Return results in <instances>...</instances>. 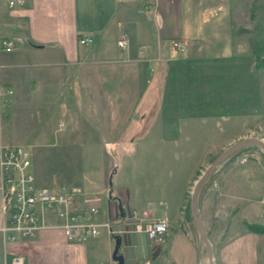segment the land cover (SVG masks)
Wrapping results in <instances>:
<instances>
[{
	"label": "crops",
	"instance_id": "obj_1",
	"mask_svg": "<svg viewBox=\"0 0 264 264\" xmlns=\"http://www.w3.org/2000/svg\"><path fill=\"white\" fill-rule=\"evenodd\" d=\"M148 3L25 0L11 9L0 0V38L14 41L12 51H0V145H28L37 187H80V197L68 205L73 222L88 218L86 197L98 205L94 219L112 220L115 226L130 209L128 193L119 198L123 191L114 194L107 186L114 161L106 148L127 131H144L141 153L151 156L152 169H161L165 177L170 169H188L181 205L196 170L259 120L254 117L261 106L260 87L235 81L241 64L234 57L246 47L232 37L249 33L254 0H156L152 10ZM233 15L244 19L231 24ZM85 35L92 38L90 45L79 44ZM122 37L127 40L123 49L117 45ZM172 40L182 43L181 52ZM234 47L237 55H232ZM245 67L248 74L254 69ZM224 73L232 74L231 81ZM213 131L229 133L214 139ZM82 146H90L85 154L78 150ZM55 147L59 149L51 153ZM56 165L66 179L53 172ZM247 167L241 171L232 161L219 168L220 202L225 206L222 199L230 201L238 215L264 223V163L251 161ZM57 211L44 212L47 226L32 238L12 242L0 230V264L14 256H21L23 264H108L114 246L110 236L101 229L99 237L69 242ZM3 214L0 192V226ZM177 215L174 208L156 215L170 220L157 252L142 233L123 237L124 264L160 261ZM187 253L185 248L181 264ZM219 255L220 264H264V233L243 230L222 245Z\"/></svg>",
	"mask_w": 264,
	"mask_h": 264
},
{
	"label": "rangeland",
	"instance_id": "obj_2",
	"mask_svg": "<svg viewBox=\"0 0 264 264\" xmlns=\"http://www.w3.org/2000/svg\"><path fill=\"white\" fill-rule=\"evenodd\" d=\"M249 11L252 15L251 20L248 23V27H250V31H248L249 33H245V35L241 33L237 36H232L236 39H241L242 42L245 43L246 47V50H243L244 52L239 56L237 55V52L239 51L237 47L232 48V55H237L234 57L235 61L241 64L239 65L240 70L237 74H235V76L238 75L235 81L238 80L240 84H242V82L244 84L245 81L249 82L250 85L255 83L258 84L260 87V93H257V96H260L261 106L260 110L257 108V113L254 117L255 120L259 119L258 122L254 123L249 129L243 131V134L238 136L234 141H238L239 139L250 136L264 140V68H254L248 74L245 67L246 64H252V66H254L253 62H255V54L264 57V0H254V3L252 6H250ZM242 19H244L243 16L240 18L238 15H233L231 24H237V22H241ZM232 37H230V39ZM172 53L175 55L177 52L173 50ZM215 76L218 78L220 75L219 73H216ZM224 76L227 77V80L231 81V73H224ZM250 120H252V118ZM239 127L242 128L243 125L241 124L240 126L239 124ZM10 132L11 131H3V133ZM143 132L144 131H127L128 134L133 133L131 134L133 135V139H128V134H126V136L120 142L106 149L107 154L113 159L112 161H114V167L112 170L113 175L110 174L108 184L110 182L109 186H111V190L114 194L117 193L118 190L123 191L124 195L121 194V196H118L119 198H126L125 196H127L128 193L130 208L134 207V209L138 210L139 212H143L141 210H145V212L148 211L152 214L150 217H148V219L157 218L156 215L161 214L164 210H168L169 208H174L175 210L178 209V218L175 219L176 221L174 222L173 228L171 229L172 236L169 239L170 242L162 248L161 255L163 258H159L160 261H158L156 258L154 262L151 261V258L144 259V263L181 264L180 261L186 248L188 253L185 264H207L205 247L190 216L189 194H191L192 185L194 183L193 181L197 179L200 173L212 160L211 158L208 159L202 168L200 167L197 170L195 169L196 173L194 180L188 185V192L184 194V202L179 205L180 203L178 204V198L182 188L186 186L185 176L187 175L188 169H170L168 177H165L164 174H162L161 169H152L149 163L151 156L141 153L142 147L140 145V134H143ZM228 133L229 131H219L218 133L214 132V139L223 138ZM23 146L28 147L27 144ZM149 146L151 147V144ZM88 147L90 146H82L78 150L79 152H82V154H85ZM225 147H222L221 150L219 149L220 151H218V153H214V156L212 157L217 156ZM58 149L59 147H55L49 151L52 153L53 150L57 151ZM244 155H248V160L241 162L240 159ZM234 157L235 158H233L232 161L241 171L247 169V166L251 161H258L261 164L264 163L263 151L256 146L244 148L234 155ZM63 163L64 165L66 164L64 161ZM60 166L61 165L57 167L56 165V170L53 169V172H56L57 175L63 176L61 180H64L68 176L65 175L63 171H61ZM41 167H43L44 170V164L41 165ZM176 169L180 170L181 173L176 172ZM82 170H84V167H82ZM91 170H93L91 174H93V176H97L95 174L97 168L92 167ZM218 171L215 173V175L213 174L200 189L197 206L202 217L201 219L203 220L206 228L205 231H207L208 239L210 241L209 243L212 245L214 264H220L219 254L222 245L226 241H230L231 238H235L239 232L243 230L247 231L241 221L248 220L246 217H244L247 215L240 216L237 214L235 205L231 206L233 204L232 202L229 201L228 203L226 200L222 199L225 205L222 206L219 198L222 196V194H220L222 183L218 177ZM244 194H246V196L250 195V199L254 198L253 193ZM248 221L255 222L254 220ZM182 235H185V238L190 240L191 246L188 244L189 242H187V240L182 237ZM109 241L113 245L114 240L111 236ZM164 243L157 245L154 243H149L150 245L148 246L153 247V250L156 251V249H160ZM119 252H121L120 249ZM111 259L110 253V257L107 259L106 263L114 264V261ZM125 263L127 264V262Z\"/></svg>",
	"mask_w": 264,
	"mask_h": 264
},
{
	"label": "built area",
	"instance_id": "obj_3",
	"mask_svg": "<svg viewBox=\"0 0 264 264\" xmlns=\"http://www.w3.org/2000/svg\"><path fill=\"white\" fill-rule=\"evenodd\" d=\"M11 9L22 7L25 0H4ZM149 9L156 8V0H149ZM78 42L81 45H90L92 38L83 36ZM120 48H126L127 40L121 38L117 41ZM171 46L181 52L183 45L179 40H172ZM14 47L13 39L0 38V51L10 52ZM140 56L143 55L145 46L139 48ZM153 69L150 68V72ZM9 93L12 91L8 90ZM29 148L23 145H0V192L2 195V211L4 222L0 230L9 241L15 242L32 238L36 233L45 228V213L48 209L58 208V214L63 218L60 228L64 237L69 242L82 243L98 236L100 230L107 235H120L128 237L131 233L145 234L149 243H164L169 231L170 221L166 216L148 219L135 209L127 210L117 226L111 220L98 221L94 215L98 214V205L92 198H83L87 205L88 218L84 221L73 222L70 220L68 205L76 197H80V187L60 186L56 188H39L35 185L34 176L30 170L31 155ZM244 155L240 161L248 160ZM21 256H14L5 264H23Z\"/></svg>",
	"mask_w": 264,
	"mask_h": 264
},
{
	"label": "water",
	"instance_id": "obj_4",
	"mask_svg": "<svg viewBox=\"0 0 264 264\" xmlns=\"http://www.w3.org/2000/svg\"><path fill=\"white\" fill-rule=\"evenodd\" d=\"M256 146L259 147L264 154V140L257 137H244L239 139L238 141H234L229 143L217 156L213 158V160L204 168V170L200 173L195 181H193L191 194L190 195V216L191 219L197 229L198 235L205 247L206 257H207V264H214L213 263V254H212V245L209 243L207 231L204 225L203 220L201 219V214L199 211L198 206V194L202 186L208 181V179L218 170L220 166H222L225 162H227L231 157L236 155L240 150L250 147ZM110 184V182H109ZM122 207L119 204V210ZM121 239L120 237L114 238V246L111 255V260L114 261V264H124V257L121 253H119V246H120Z\"/></svg>",
	"mask_w": 264,
	"mask_h": 264
},
{
	"label": "trees",
	"instance_id": "obj_5",
	"mask_svg": "<svg viewBox=\"0 0 264 264\" xmlns=\"http://www.w3.org/2000/svg\"><path fill=\"white\" fill-rule=\"evenodd\" d=\"M255 58V62H254V68L258 69V68H264V57L262 56H258L257 54L254 55ZM214 158V157H213ZM212 158V160H213ZM233 158H235L234 156L231 157V159L229 161H227V163L231 162L233 160ZM225 163V164H227ZM109 188H111V186L107 185ZM190 219V216H189ZM242 224L244 225L245 229H247L248 231H252V232H256V233H264V223H259V222H252V221H248V220H242L241 221Z\"/></svg>",
	"mask_w": 264,
	"mask_h": 264
}]
</instances>
